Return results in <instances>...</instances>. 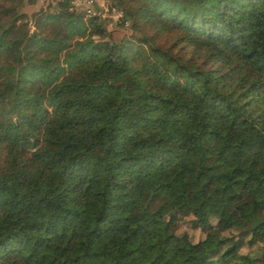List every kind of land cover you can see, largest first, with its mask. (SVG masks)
Masks as SVG:
<instances>
[{
    "label": "trees",
    "instance_id": "16d2710c",
    "mask_svg": "<svg viewBox=\"0 0 264 264\" xmlns=\"http://www.w3.org/2000/svg\"><path fill=\"white\" fill-rule=\"evenodd\" d=\"M34 2L0 0V264H264V0H111L121 38Z\"/></svg>",
    "mask_w": 264,
    "mask_h": 264
},
{
    "label": "rangeland",
    "instance_id": "374dc122",
    "mask_svg": "<svg viewBox=\"0 0 264 264\" xmlns=\"http://www.w3.org/2000/svg\"><path fill=\"white\" fill-rule=\"evenodd\" d=\"M53 0H35V2L31 5H26L25 10L28 13H31L33 11H37L40 8L45 7L49 2H52ZM90 1V0H86ZM88 6L93 7L94 9H97L98 12H101V17L105 18L107 21V29L110 30L113 35L117 38L121 37H130V28H129V23L126 24L124 27H120L118 25H115L114 22L117 21V17L115 14L111 11L112 4L111 0H91L90 3H87ZM108 9L110 11H108ZM118 10H120L118 8ZM104 11V13H103ZM85 12V11H84ZM86 13V12H85ZM104 14V16L102 15ZM94 15V14H93ZM113 20V21H112ZM189 218L190 217H183L179 216L178 218L170 219L169 225L172 226L173 230L175 233L183 235V238H180L178 241L181 244H187L191 245V243L195 244L197 243L200 239L204 237V233H202L199 229L192 228L190 223H189ZM164 220H160L156 228L147 236L145 239V245L153 242L156 239H160L163 235V227L165 225ZM210 245V241L203 242L200 244V246L197 248L198 253H203Z\"/></svg>",
    "mask_w": 264,
    "mask_h": 264
},
{
    "label": "built area",
    "instance_id": "2783aa9c",
    "mask_svg": "<svg viewBox=\"0 0 264 264\" xmlns=\"http://www.w3.org/2000/svg\"><path fill=\"white\" fill-rule=\"evenodd\" d=\"M70 6L73 8V9H77V10H82V11H85L86 14L88 15H101V12H98L97 9H94L93 7H90L87 5V3H90V1H86V0H68ZM113 9L111 10L115 16L117 17L116 19L119 20L121 17H122V12L120 10H118L117 8L115 7H112ZM108 11H110L108 9ZM104 13V11H103ZM104 16V14H102Z\"/></svg>",
    "mask_w": 264,
    "mask_h": 264
},
{
    "label": "water",
    "instance_id": "95a60500",
    "mask_svg": "<svg viewBox=\"0 0 264 264\" xmlns=\"http://www.w3.org/2000/svg\"><path fill=\"white\" fill-rule=\"evenodd\" d=\"M262 219L261 218H257L254 223L252 224V226L254 227L255 225H257Z\"/></svg>",
    "mask_w": 264,
    "mask_h": 264
}]
</instances>
